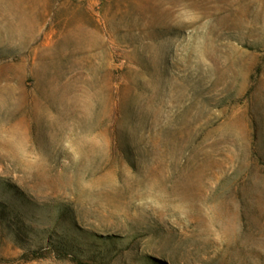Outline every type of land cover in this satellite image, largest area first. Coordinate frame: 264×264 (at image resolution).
<instances>
[{
    "label": "rangeland",
    "instance_id": "1",
    "mask_svg": "<svg viewBox=\"0 0 264 264\" xmlns=\"http://www.w3.org/2000/svg\"><path fill=\"white\" fill-rule=\"evenodd\" d=\"M0 264H264V0H0Z\"/></svg>",
    "mask_w": 264,
    "mask_h": 264
}]
</instances>
